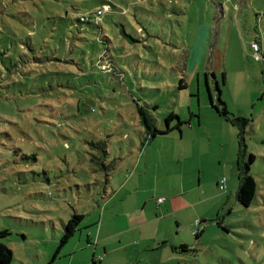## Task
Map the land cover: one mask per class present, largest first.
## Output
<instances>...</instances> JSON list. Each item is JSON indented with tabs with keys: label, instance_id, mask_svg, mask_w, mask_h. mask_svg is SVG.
<instances>
[{
	"label": "rangeland",
	"instance_id": "rangeland-1",
	"mask_svg": "<svg viewBox=\"0 0 264 264\" xmlns=\"http://www.w3.org/2000/svg\"><path fill=\"white\" fill-rule=\"evenodd\" d=\"M111 1L123 11L102 15L100 32L77 21L82 9L0 0L10 264L48 263L74 213L78 230L51 264L73 250L70 264H91L94 250L105 264L98 233L110 235L109 264H264V60L250 47L264 55V0ZM217 94L232 121L211 105ZM138 107L158 129L174 112L173 128L146 139ZM250 153L245 206L238 165Z\"/></svg>",
	"mask_w": 264,
	"mask_h": 264
},
{
	"label": "trees",
	"instance_id": "trees-1",
	"mask_svg": "<svg viewBox=\"0 0 264 264\" xmlns=\"http://www.w3.org/2000/svg\"><path fill=\"white\" fill-rule=\"evenodd\" d=\"M2 1V0H1ZM6 1V0H5ZM21 1V0H16ZM74 1V2H73ZM90 1H93L92 3H89ZM51 8L57 9H63L65 13L68 11V6L72 9H82L84 13H81L77 17V21L80 23H93V25H97L99 28V31L102 32L101 27V17L102 15L106 13H112L116 12L120 13L123 10L121 8H117L111 0H50ZM113 7V9L111 8ZM55 10V11H56ZM122 10V11H121ZM118 15V14H117ZM62 20L65 18V16H59ZM110 71L114 70L115 73L117 72L116 68H112L110 65H106ZM104 70V69H103ZM183 85H180L182 87ZM219 90H217V93ZM216 100L220 104V107L217 105V103H213L214 101L211 99V105L216 108V110L223 115L227 120L232 121L230 117L228 116V111L225 106V104L222 102V100L219 97V94L216 95ZM138 113L140 115V121L141 124L144 127V130L146 132V139H151L152 137L159 135V134H166L168 133L173 127L170 126V120L175 118L177 115L174 112H170L166 118V129H158L155 125H153L152 121L150 120L149 116L147 115L146 111L138 107ZM236 119V118H235ZM238 120V119H237ZM184 123L182 120L178 119L176 127L180 128V124ZM188 124V122H186ZM239 147L241 150V155H244L245 153V145L243 143V137L239 136ZM99 144V142H98ZM101 152L103 155H105L106 147L103 145H100ZM243 157V156H242ZM254 160V155L252 153L249 154V162H244L242 167L240 163L238 165V170H240V176H239V185L236 191V199L237 201L245 206H248L251 201L253 200L255 196V189H256V182L253 178V176L250 174V164ZM83 215L79 213H74L71 215V217L63 223V231L61 232L59 236V241L57 242L56 248L54 253L52 254L51 260H54L60 251V249L67 243V241L74 235V233L78 230V225L80 224L82 220ZM202 230L199 229L194 235L196 238H198V233ZM9 234V231L7 229H3L0 231V238L6 236ZM180 249H184L185 246L183 244L180 245ZM12 259V250L7 247L4 243L0 241V264H10ZM50 260V261H51ZM49 264V263H48Z\"/></svg>",
	"mask_w": 264,
	"mask_h": 264
},
{
	"label": "crops",
	"instance_id": "crops-1",
	"mask_svg": "<svg viewBox=\"0 0 264 264\" xmlns=\"http://www.w3.org/2000/svg\"><path fill=\"white\" fill-rule=\"evenodd\" d=\"M221 182V181H220ZM220 182L218 183V185L220 184ZM158 201V200H157ZM164 200H162V202H163ZM102 225H103V221L100 223V226H99V232H101V228H102ZM202 232V231H201ZM201 232H199L198 233V237L200 236V234H201ZM90 235H91V233H90ZM110 235H99V233H98V236H97V238H96V241H95V244H94V246H95V248H96V246L97 245H102V252H103V255L105 256V258L104 259H102V260H105V264H109L110 262H109V260H108V253H107V247H106V244H105V242L103 241L104 239H106L107 237H109ZM89 235L86 237V241L87 242H89ZM95 250L93 251V255H92V259H91V264L96 260V258H95ZM66 255L65 256H67L68 257V259H69V261L71 262V260L74 258V254H75V250H73V251H71V253H68V252H66L65 253ZM51 262L52 261H49L48 263L49 264H51ZM70 262H68L67 264H70ZM48 263H46V264H48Z\"/></svg>",
	"mask_w": 264,
	"mask_h": 264
},
{
	"label": "built area",
	"instance_id": "built-area-1",
	"mask_svg": "<svg viewBox=\"0 0 264 264\" xmlns=\"http://www.w3.org/2000/svg\"><path fill=\"white\" fill-rule=\"evenodd\" d=\"M250 47L252 48V50L254 51V58L255 59H260L262 58L264 60V55L263 53H261L262 55L260 56V48H259V44L256 42V41H251L250 43ZM225 187V184H224V179L221 180L220 184H219V188L220 189H223ZM160 201V199H159ZM198 230L197 229H194L193 233L195 234Z\"/></svg>",
	"mask_w": 264,
	"mask_h": 264
}]
</instances>
